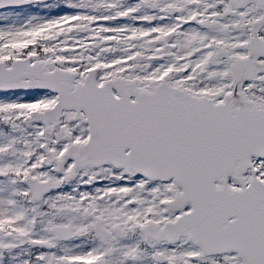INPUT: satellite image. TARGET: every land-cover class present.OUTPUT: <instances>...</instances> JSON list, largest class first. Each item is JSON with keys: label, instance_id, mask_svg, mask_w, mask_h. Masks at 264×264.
<instances>
[{"label": "snow or ice", "instance_id": "6c2138e0", "mask_svg": "<svg viewBox=\"0 0 264 264\" xmlns=\"http://www.w3.org/2000/svg\"><path fill=\"white\" fill-rule=\"evenodd\" d=\"M0 264H264V0H0Z\"/></svg>", "mask_w": 264, "mask_h": 264}]
</instances>
